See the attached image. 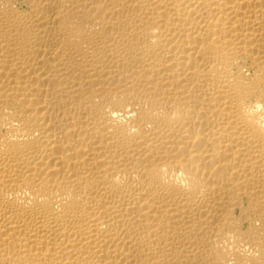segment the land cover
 <instances>
[{
    "label": "bare ground",
    "instance_id": "6f19581e",
    "mask_svg": "<svg viewBox=\"0 0 264 264\" xmlns=\"http://www.w3.org/2000/svg\"><path fill=\"white\" fill-rule=\"evenodd\" d=\"M0 264H264V0H0Z\"/></svg>",
    "mask_w": 264,
    "mask_h": 264
}]
</instances>
